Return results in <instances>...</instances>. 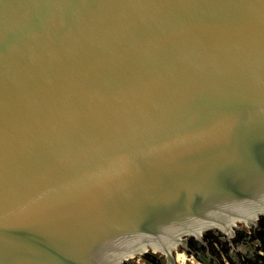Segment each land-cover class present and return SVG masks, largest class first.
I'll use <instances>...</instances> for the list:
<instances>
[{
  "label": "water",
  "instance_id": "1",
  "mask_svg": "<svg viewBox=\"0 0 264 264\" xmlns=\"http://www.w3.org/2000/svg\"><path fill=\"white\" fill-rule=\"evenodd\" d=\"M264 215V0H0V264H174Z\"/></svg>",
  "mask_w": 264,
  "mask_h": 264
},
{
  "label": "flooded vegetation",
  "instance_id": "2",
  "mask_svg": "<svg viewBox=\"0 0 264 264\" xmlns=\"http://www.w3.org/2000/svg\"><path fill=\"white\" fill-rule=\"evenodd\" d=\"M147 254L159 255L162 260L155 259L156 263L167 264L164 255L151 251L136 255L123 264H145L140 260ZM171 256L174 264H264V215L249 226L237 223L230 233L210 229L199 237L189 236L185 246L172 250Z\"/></svg>",
  "mask_w": 264,
  "mask_h": 264
},
{
  "label": "rangeland",
  "instance_id": "3",
  "mask_svg": "<svg viewBox=\"0 0 264 264\" xmlns=\"http://www.w3.org/2000/svg\"><path fill=\"white\" fill-rule=\"evenodd\" d=\"M149 256H152V259H148ZM142 260H140L141 263H145V264H157L155 259L161 261L162 260V257H160L159 255H149L147 254L146 256L144 257H141ZM137 261V258L134 259V262ZM186 264H193V263H190V262H186Z\"/></svg>",
  "mask_w": 264,
  "mask_h": 264
}]
</instances>
